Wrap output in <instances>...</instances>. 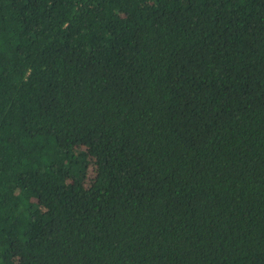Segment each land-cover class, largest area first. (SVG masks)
<instances>
[{
	"label": "trees",
	"instance_id": "16d2710c",
	"mask_svg": "<svg viewBox=\"0 0 264 264\" xmlns=\"http://www.w3.org/2000/svg\"><path fill=\"white\" fill-rule=\"evenodd\" d=\"M0 264H264V0H0Z\"/></svg>",
	"mask_w": 264,
	"mask_h": 264
}]
</instances>
